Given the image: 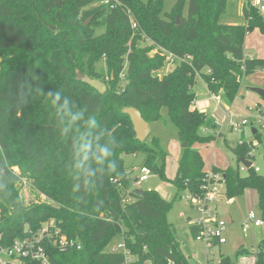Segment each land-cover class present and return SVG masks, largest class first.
<instances>
[{"label": "trees", "instance_id": "trees-1", "mask_svg": "<svg viewBox=\"0 0 264 264\" xmlns=\"http://www.w3.org/2000/svg\"><path fill=\"white\" fill-rule=\"evenodd\" d=\"M112 1L114 8L102 0H0V245L10 246L55 219L83 247L63 252L43 240L53 264H189L168 219L172 202L157 190L133 188L132 167L124 160L127 154H143L141 167L165 177L166 152L156 140L148 142L150 135L137 139L123 110L138 108L150 123L168 108L181 143L187 144L172 181L179 191L200 193L206 171L194 145L215 139L203 132L215 121L193 107L196 77L211 93L234 101L245 76L264 68V58L247 57L244 47L249 31H264V20L256 9L243 6L244 23H224L229 0H177L165 16L163 0ZM102 59L107 78L97 69ZM167 62L175 67L160 75ZM85 77L104 81L107 91L100 93ZM49 90L97 115L100 127L118 142L110 158L117 172L97 167L94 185L77 177L72 133L56 126ZM233 150L240 161L251 159L249 143ZM249 171L242 176L238 169L222 170L225 194L236 197L248 187L256 189L264 215V175L254 165ZM20 177L31 179L59 205H26L17 186ZM115 238L130 251L129 262L113 249ZM249 253L242 246L237 255ZM254 254L255 264H264V239ZM21 264L42 263L25 258ZM220 264L235 262L222 255Z\"/></svg>", "mask_w": 264, "mask_h": 264}, {"label": "rangeland", "instance_id": "rangeland-1", "mask_svg": "<svg viewBox=\"0 0 264 264\" xmlns=\"http://www.w3.org/2000/svg\"><path fill=\"white\" fill-rule=\"evenodd\" d=\"M176 1L177 0H163V16L166 15L167 11L172 9ZM187 9L186 7L185 13H187ZM222 20L224 23H243L245 18L242 11V1L229 0L227 12L223 15ZM146 43H149V40ZM244 47L250 58H264L260 57V55H264V31L260 28H254L249 31L244 39ZM174 67V63L167 62L159 73L162 75L164 72L170 71ZM105 68V61L102 59L97 63V69L100 71L104 70L107 78L108 73H106ZM252 76L260 77L264 80V68H257L255 71L245 76L244 81L248 78V81H250ZM194 91L197 96V107L200 110H206V112L214 116L215 119L214 127L209 126L208 132H204L207 135H213L215 139L210 142L196 143L194 145L203 158L204 170L209 171L213 169V167H217L218 170L222 171L231 167L238 169L242 176L248 175L250 172L249 169L245 170V168H243L239 157L233 150V147L238 143L245 141L249 143L250 153L253 154L250 161L253 163L254 167H259L261 169L259 173L264 175V123L256 120L252 123L249 120V123L243 129L236 130L231 127V117H228V114L233 117L250 116V118L258 114H263L264 116V100L262 101L263 104L260 110L257 108V102L249 97L241 104L233 105V101H229L223 93L219 94L220 102L218 100H212L214 99L212 93L208 89L206 81L199 74L196 77ZM222 103L228 110L221 105ZM150 127L151 134L147 139L148 142L155 144L154 141L156 140L159 148L166 152L165 177H162L156 172H150L149 178L145 182L136 185L138 177L142 174L140 165L143 163V154L137 156L132 154L125 155V164L126 166L133 167V171L130 174L133 188L157 190L164 198L172 202V207L168 213V219L174 224L182 250L187 256L188 263L217 264L218 261L221 260L220 258L222 255H224L229 256L235 264H239L242 256L252 255V249L257 247V244L264 239V215L259 208V195L257 190L248 187L245 189L244 193L239 196L227 197L223 195L221 197V212L226 220L231 221L227 231L228 241L223 244L221 248L214 247L211 250L206 249L203 242L195 239V235L191 230V225L199 218V213L187 199L190 191L189 189L179 191L178 186L172 181L178 170L182 145L179 139L178 127L171 119L167 107L162 108L161 119L150 122ZM253 129L258 130V136H256ZM13 170L17 174H21V170L18 166L13 167ZM17 186L20 188L22 199L26 205H31L33 203H48L54 206L59 205L56 200L40 191L31 179L20 177ZM224 192L225 188L222 187L220 195ZM251 210L257 213L258 217L263 221V224L261 226H255L252 223L249 231L244 232L243 224L247 221L249 222L248 216ZM115 242L117 243L119 240L116 239ZM242 246L250 250L251 253L244 254L239 258L237 252ZM241 264H244V262Z\"/></svg>", "mask_w": 264, "mask_h": 264}, {"label": "built area", "instance_id": "built-area-1", "mask_svg": "<svg viewBox=\"0 0 264 264\" xmlns=\"http://www.w3.org/2000/svg\"><path fill=\"white\" fill-rule=\"evenodd\" d=\"M243 6L254 8L260 13L264 20V0H241ZM102 4L116 7L117 2L112 0H102ZM130 12V11H129ZM133 27L137 24L130 14ZM215 100L220 101V95L212 93ZM260 110V107L257 106ZM230 125L232 128L239 130L243 129L249 120L254 123V120L264 123L263 114L257 116H231ZM251 158L253 154L250 153ZM249 159L248 161H250ZM245 170L249 169L248 166L241 163ZM253 166V163H252ZM251 166V167H252ZM256 171L260 172L259 167H254ZM142 174L138 177L136 185L141 184L149 178V173L152 172L148 167H141ZM116 181V180H113ZM225 186L224 175L220 171L209 170L206 171L205 177L202 180L200 193H192L187 196L192 206L199 213V218L192 223L196 230L195 239L203 242L206 249L211 250L214 247L225 244L228 241L227 231L229 228V221H227L219 211L218 203L222 187ZM225 188V187H224ZM249 222L243 224V231L247 232L252 226H261L263 221L258 217L257 213L253 210L249 212ZM251 223V224H250ZM49 239L60 251L81 250L83 243L79 237H69L66 235L61 226L55 219H50L42 224V227L36 231L31 232L29 236L24 238H17L10 246L0 245V264H21L23 259L28 258L36 260L42 264H53L48 254L46 247L42 241ZM256 248L254 247L252 255L242 256L240 263L255 264L256 262ZM115 251H122L126 255V260L129 262L132 259L130 251L126 248L123 241L118 242L113 248ZM220 264V261L217 263Z\"/></svg>", "mask_w": 264, "mask_h": 264}, {"label": "clouds", "instance_id": "clouds-1", "mask_svg": "<svg viewBox=\"0 0 264 264\" xmlns=\"http://www.w3.org/2000/svg\"><path fill=\"white\" fill-rule=\"evenodd\" d=\"M46 95L55 110L56 126L62 133H72L73 162L77 177L94 185L97 167L117 172V164L110 158L118 142L111 132L100 127L97 115L89 113L86 108L77 107L71 98L60 91L49 90Z\"/></svg>", "mask_w": 264, "mask_h": 264}, {"label": "water", "instance_id": "water-1", "mask_svg": "<svg viewBox=\"0 0 264 264\" xmlns=\"http://www.w3.org/2000/svg\"><path fill=\"white\" fill-rule=\"evenodd\" d=\"M90 19L86 22L89 23ZM79 78H83L82 75L78 74ZM85 81H87L92 87L97 89L100 93H105L108 89L107 84L99 79H94L90 77H85ZM250 90L257 92L264 98V88L261 87H249ZM124 113L128 114L132 120L134 130L136 132V137L140 141H145L148 136L151 134V127L150 123L143 117L141 111L138 108L135 107H126L123 110ZM254 133L256 132L255 129H253ZM187 144L184 143L183 146H186ZM241 162L248 166L249 168L252 166V162L248 161L246 159H242ZM139 193H142L143 190L137 189Z\"/></svg>", "mask_w": 264, "mask_h": 264}, {"label": "crops", "instance_id": "crops-1", "mask_svg": "<svg viewBox=\"0 0 264 264\" xmlns=\"http://www.w3.org/2000/svg\"><path fill=\"white\" fill-rule=\"evenodd\" d=\"M242 7H243V5H242ZM244 23V22H243ZM264 53V52H263ZM245 55L247 56V57H249L248 55H247V53H246V50H245ZM260 57H264V55H260ZM250 58V57H249ZM249 79V78H248ZM248 79H246V81H244L243 80V84H242V87H241V89H240V91H239V94L237 95V97L235 98V100L233 101V103H232V105L233 104H241L242 102H244V100L246 99V98H250V99H252V100H254L255 102H257L256 103V105L257 106H259V107H261V105L263 104L262 103V101L264 100V98L260 95V94H258L257 92H254V91H252V90H250L249 89V87H261V88H264V80L263 79H261L260 77H251V79H250V81H248ZM247 82V83H246ZM193 89H194V87H193ZM212 100H215V99H212ZM220 102V101H219ZM223 107H225L224 105H223V103L221 104ZM193 107H195V108H198L197 107V101L195 100V103H194V106ZM199 109V108H198ZM225 109L226 110H228L227 109V107H225ZM200 110V109H199ZM200 111H202V112H206V110H200ZM207 113V112H206ZM211 118H212V120L213 121H215V119H214V116H211L209 113H207ZM208 128L209 127H204L203 128V132H208ZM211 128V127H210ZM210 130V129H209ZM256 130V129H255ZM181 145H182V147H183V144L181 143ZM182 147H181V151H180V155H181V152H182ZM142 164V163H141ZM140 167H141V165H140ZM129 170H132L133 171V167H132V169H129ZM211 170H213V169H211ZM260 171H261V169H260ZM221 172V171H220ZM145 182V181H144ZM135 189H137V188H135ZM223 195H225V196H227L226 194H225V192L223 193V194H221V196H219V203H218V209H219V211H220V214L223 216V213L221 212V205H220V203H222V196ZM224 217V216H223ZM228 221V220H227ZM231 221H229V223H230ZM192 226V225H191ZM229 229V228H228ZM227 243V242H226ZM223 245V244H222ZM222 245H219L218 247H222ZM221 259V258H220ZM220 261V260H219ZM218 261V262H219ZM210 264H213V263H210Z\"/></svg>", "mask_w": 264, "mask_h": 264}]
</instances>
